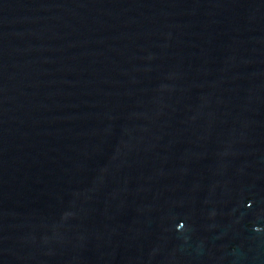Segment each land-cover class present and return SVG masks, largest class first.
<instances>
[{
	"label": "water",
	"instance_id": "obj_1",
	"mask_svg": "<svg viewBox=\"0 0 264 264\" xmlns=\"http://www.w3.org/2000/svg\"><path fill=\"white\" fill-rule=\"evenodd\" d=\"M0 264H264V0H0Z\"/></svg>",
	"mask_w": 264,
	"mask_h": 264
}]
</instances>
